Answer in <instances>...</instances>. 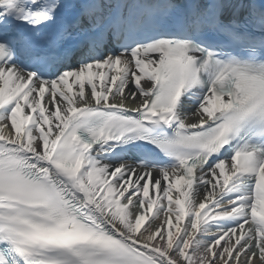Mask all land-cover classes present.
Returning <instances> with one entry per match:
<instances>
[{
  "label": "snow or ice",
  "instance_id": "snow-or-ice-1",
  "mask_svg": "<svg viewBox=\"0 0 264 264\" xmlns=\"http://www.w3.org/2000/svg\"><path fill=\"white\" fill-rule=\"evenodd\" d=\"M0 264H264V0H0Z\"/></svg>",
  "mask_w": 264,
  "mask_h": 264
},
{
  "label": "bare ground",
  "instance_id": "bare-ground-1",
  "mask_svg": "<svg viewBox=\"0 0 264 264\" xmlns=\"http://www.w3.org/2000/svg\"><path fill=\"white\" fill-rule=\"evenodd\" d=\"M131 87H132V86L130 85L129 90H131ZM46 100H47V99H46ZM153 178H154V179L156 178V177H155V174H154V177H153ZM202 195H203V194H202ZM201 198H202V197H201ZM156 223L159 224V223H160V220H157ZM154 226H155V225H154Z\"/></svg>",
  "mask_w": 264,
  "mask_h": 264
}]
</instances>
